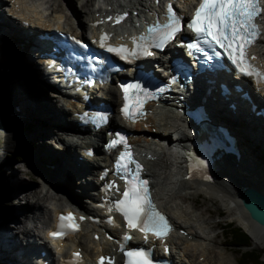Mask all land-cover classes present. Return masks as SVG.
Instances as JSON below:
<instances>
[{
    "label": "bare ground",
    "instance_id": "6f19581e",
    "mask_svg": "<svg viewBox=\"0 0 264 264\" xmlns=\"http://www.w3.org/2000/svg\"><path fill=\"white\" fill-rule=\"evenodd\" d=\"M52 1L55 2V7L49 4ZM176 1L182 8H185L193 0ZM11 2L12 3L7 4L5 1L0 0V40L2 36H7L10 39L11 44L16 45L18 51L25 53L26 62L34 68L33 70L38 72L40 75L39 78L41 77L43 80L40 79L42 85L47 88H52L53 92H51V97L56 101H59L57 99L58 89L44 79L42 69L38 66V63L32 56L31 51L35 43L34 35L38 33L36 28L42 31H53L55 29L71 31L76 23V25L84 31L88 29L87 26L82 27L84 16L87 18L88 22H93L97 20L96 14L101 12V8H107V6L114 7L116 2L115 0H80L79 7L82 14L76 7L79 12L78 15H76L75 10L71 9L72 5L65 1L67 8L66 12L70 11L69 13L56 9L60 6L61 0H34L33 4H30L28 0H12ZM103 2L109 3L103 5ZM122 3L125 5V0H122ZM42 6L50 11L49 16L44 17L42 15ZM73 6H75L74 2ZM125 6L131 7L132 11L137 10L135 4L130 0ZM4 7L7 8V13L4 12ZM9 16H12L14 19H11ZM146 18L147 15L142 14L139 20L130 22L129 28L131 30L135 29L137 25ZM22 23H27L33 29L25 28ZM262 25L264 32V16ZM125 28H128V26L126 25ZM2 39L4 42V38ZM1 47H4V45H1ZM3 51L4 50H2V53L4 55ZM255 53L264 65V33L261 41L255 49ZM172 77H180V75L176 72ZM2 81L4 82L3 78ZM14 82L16 81L14 80ZM246 86L250 90L248 83ZM18 90L19 88L17 85L11 87L10 99L12 104L16 106L13 108V111H11L17 116L19 115L17 112L18 110L20 115L22 114L23 117L29 119L33 117V113L31 114L28 109L31 106L32 112H35L34 117L36 118L33 124L34 129H32L33 137L37 139L40 137L38 131L49 127H59L68 133L78 131L76 123L70 114V110H72L74 106L73 103L63 101V106L60 109L57 107L54 109L49 102L43 101L39 103L30 100L31 98L28 97V95L25 97L22 91ZM1 92L2 87H0V104L3 103ZM24 93H26L25 90ZM117 98L118 96L115 88L113 86L108 87L106 91V103L110 108H114ZM252 98L255 104L260 105V108H264V98H261L256 93L252 94ZM221 108L226 115L231 116L230 110L224 103H222ZM11 111L6 109L2 113ZM152 111L154 112V109H152ZM157 112L161 114V117H149L144 123L149 125V127L142 128L141 125H135L131 127L129 126L128 130L134 133L130 140L135 147L146 149L144 159L148 169V177L155 181L153 184L154 196L161 209L169 215L176 225V232L168 240V244L171 247L172 262L174 264H227L229 262V259L225 257V252L215 251L217 254H214L212 251L213 248L205 245V243H212L214 245L217 243V236L211 235V232H213L219 224L212 222L210 217L205 218L202 214L198 213V207L195 205V196L198 195H203L205 198L208 197L210 201L214 202V204L219 203V207H223L225 212L231 213L233 216L235 215L236 217H234V219L251 235L255 245L264 242V228L260 227L256 222L249 218L247 212L242 208L240 203V194L245 189L257 190L264 196V165L260 164L261 161L260 159H257V156H253L256 155V152L259 154L256 150L257 146L264 149V125L262 124L264 118L250 117L246 114L245 125L243 127L238 129L230 126L231 131L238 139L241 150L240 160L237 162L234 157H230L229 161L222 162L220 164L221 176L218 177L217 183L214 185H204L196 181L190 182L183 179L185 172H182V163L179 160L177 152L172 150L170 146L171 135L173 133L179 134L175 139V144L184 145V142L189 140L186 132L187 123L174 112L172 104H163L161 110H157ZM220 112L222 116V110ZM216 114L217 117H219V113L217 112ZM210 118L214 121L212 110H210ZM10 120L11 121L4 122L3 124L4 131H6L7 136L10 138L9 143L5 144V150L20 151L23 149L22 147L27 138L20 133L17 126L18 121L13 118H10ZM230 122L235 126L237 125L236 121ZM171 126L173 127L172 132L169 131ZM152 129H155V134L149 133ZM43 134L44 132H42V136ZM68 137L74 139L73 136ZM89 137L88 134L82 133L79 134V137H75L80 141V145L78 144L79 147H77L79 148V151H76L75 146L77 145L75 143L68 144V147L67 145H62V149H64L63 152L57 151L54 148H47L46 146L43 148V145L39 147L38 159L41 162H47V165H58L57 170H54V167L51 168L52 174L49 173V168H46L44 170L45 176L50 177L53 182L58 181V183H62V181L64 182L66 179L67 186L70 184L77 185L78 182L75 178L78 175L87 178L90 177L88 182L83 185L86 191L77 195L73 193L70 186L69 189H67L68 187L65 185L66 188L61 193L62 196L49 193L43 195V188L45 186H41L40 184V189L38 187L37 189L29 190L26 194L23 193L22 199H26V203H28L26 205L27 208L23 210L20 208L14 210L5 218L0 216V264H17L19 261L25 260V256L20 258L17 254L18 250L15 247L17 244L16 235L14 230L10 227V220L15 218V214L19 210L25 214L32 213L34 210L38 215H35L36 226L38 227L40 225L46 226L51 221H54V216L57 213L62 212L66 208V204L86 212L88 209H91V206L87 205L88 200L93 204L92 207L97 203L93 194L89 193V190L90 187L94 185V182H96L99 173V159L104 156L99 151L96 159L91 160L85 157V150L94 146L97 147L96 144H93L90 141ZM96 138L98 139L99 136ZM159 141H165L166 144H161L162 146H160ZM167 142L170 143V145H167ZM60 143H63V141ZM158 146H160L159 149L160 151L162 150V153L155 156ZM150 147L154 149H151ZM149 151L152 152L151 155L147 154ZM153 154L155 155L153 156ZM78 158H81L84 161L78 162ZM26 159L29 158L26 156ZM170 159H173L174 161L173 163L171 161L168 165L167 161ZM173 165L176 166L175 171L172 169ZM68 166L71 169V174L65 170ZM64 171L66 172L65 176ZM158 173L160 174V177L155 180ZM45 176H43V178H45ZM71 176L72 179L67 178ZM56 177H58L57 179H60V181H54ZM87 178L85 179L86 181ZM65 196L67 199H65ZM82 196H84L86 200H83ZM188 199L191 201L189 206L185 205V201ZM207 211L209 212V210ZM221 213L222 211H218L217 214L219 215L216 216L220 217ZM87 228H91V230L80 233L69 239V241L64 243V248H62V250L65 251L66 249H72L73 251L77 248H81L84 260L92 262L94 260L93 257L99 253L100 248H102L107 254L111 252V249L110 247H107L108 244H101V242H95L92 240L93 234L97 233L95 226L84 223L83 230H86ZM181 229L187 231L186 237L179 235ZM207 229L209 231H207ZM38 231L39 230L36 229L37 233ZM40 232V236L44 237L46 235L41 230ZM188 237H192V239L189 240ZM48 249V246H45L44 251L47 253L48 259L51 260V264H58L54 255ZM62 250H60V252H62ZM30 252L35 253V248L30 247ZM67 255L68 257L70 256V251ZM198 259H202V262H199Z\"/></svg>",
    "mask_w": 264,
    "mask_h": 264
},
{
    "label": "snow or ice",
    "instance_id": "6c2138e0",
    "mask_svg": "<svg viewBox=\"0 0 264 264\" xmlns=\"http://www.w3.org/2000/svg\"><path fill=\"white\" fill-rule=\"evenodd\" d=\"M262 12H264V9L261 8L260 0H201L187 27L195 32L198 38L203 39L205 43H215L223 48L227 52L228 58L241 73L247 76H255L259 82L264 80V72L258 71L248 62L247 49L260 34L254 21ZM168 13L167 23L160 25L158 22L148 29L150 34H155L152 37L155 41L152 46L156 48L162 49L181 31L180 18L173 12L171 5L168 6ZM122 18L118 17L117 23ZM106 38V36L101 37L102 44ZM146 39L141 37V41ZM187 47L189 50L203 51L199 43H190ZM136 48L139 49V53L142 55H152L148 50V46L144 43H137ZM108 50L127 53L130 56L137 55V51L129 52L124 46L120 48L109 47ZM122 89L126 101L122 109L124 116L128 119H134L137 112L142 115L141 109L146 102V98H150V94L145 92L140 84L122 85ZM139 93H144L145 99H141ZM130 99L132 100L131 104L128 103ZM97 119L104 122L107 118L100 116ZM119 143H126V141L123 136L118 134V139L111 141L108 146L114 147ZM122 161L123 163H121ZM130 163H135L131 158L130 152L122 153L117 161V170L128 172V164ZM200 163L203 162L201 161ZM140 167L137 163L136 175L128 180V187L123 192V199L117 201L114 207L116 211L124 216L129 229H139L145 234V238H147L149 232L154 233L158 238L164 237L169 231L167 220L156 210L155 205L152 203L148 192V182L139 178L138 170ZM109 210L111 211V209ZM60 220L61 223L58 226V230L49 233L51 238H63L66 234L65 229L78 230L79 226L71 213L67 216H62ZM123 239L130 240L131 236L125 235ZM121 250H124L123 245ZM73 255L79 256L78 253ZM125 256L128 258L126 264H153L149 253L143 250L126 251ZM105 259V257H101V264H103ZM109 264H112L111 260H109Z\"/></svg>",
    "mask_w": 264,
    "mask_h": 264
},
{
    "label": "rangeland",
    "instance_id": "374dc122",
    "mask_svg": "<svg viewBox=\"0 0 264 264\" xmlns=\"http://www.w3.org/2000/svg\"><path fill=\"white\" fill-rule=\"evenodd\" d=\"M64 1L70 3L72 5L71 9L75 10L76 15H78V13L81 11L80 7H79V1L80 0H61L60 6H58L56 9H60L61 11L65 12V13H69L70 11L66 12L67 8H66V4ZM73 2H74L75 6H73ZM49 4L53 5V7L56 6L55 2H53V1ZM76 7H77V9H79V12L77 11ZM81 14H82V11H81ZM83 21H84V19H83ZM68 24L71 25L70 23H68ZM83 25H84V23L82 24V27H83ZM73 29H74V27H73ZM2 38H4V43L10 40L7 36H2ZM2 44H3V40H2V42L0 40V70L5 69L4 63L5 64L7 63L9 66L12 63H14V61L11 60L10 57L8 56L7 51L6 52L3 51L4 55L2 53V50H4V48L9 49L10 46H13V48L17 50V53H18L17 58L19 56L23 55L22 61H23L24 66L31 69L32 72L35 71V70L33 71L34 68L28 62H26V60H25L26 55H24L25 53L18 51L15 44L12 45L11 41H9V42L4 44V47H1ZM16 62H15V66L12 67L13 72L20 71L24 74L25 70L19 69L20 61H18L17 63ZM35 73L37 74L38 79L41 82V83L39 81L37 82L39 84L38 87L41 90V91H39V93H38L37 87H35V89H34L32 82H30L29 80H24V76H22V81L25 82L24 84L20 80H16V78H14V80L16 81V82H14L13 78L10 77V81H9L10 83H9V87H8V90H10L9 92H11V87L13 85H17L19 88L18 91H22V93L24 94L25 97L28 95V97L31 98L30 100H33V101H36L39 103L43 102V101H47L50 103V105L54 109H55V107L60 109L63 106V104L60 101H56L54 98L51 97V95H52L51 92H53V89L47 88L44 85H42V81H43L42 78L41 77L39 78L40 75L38 74V72L35 71ZM10 74H13V73L10 72ZM15 75L16 74H14V76ZM29 85L32 86L33 90L31 88L29 89ZM24 90L26 93H24ZM10 105H12V107H14L13 104H11L9 102V106ZM28 109H29V112L31 114L33 113V117L29 118V119H27L26 117H23L22 114L20 115L19 111L17 110L18 114L21 116L20 117L19 115H17V119L20 118V120H19L20 122L19 123L17 122V126H18L20 133H22L25 136V138H27V140L22 147L23 149H21L20 151L9 150L7 152V154H9L8 156H11L12 158H14L15 161L12 165H8V166H5L2 168V172H4L7 176L6 186L8 185L6 191H4V190L0 191V216H2L4 218L9 216L11 214V212L14 210H18L19 208L21 210L26 209L27 208L26 205L28 203H26L27 202L26 199H22L23 193L26 194L29 192V190L31 191L32 189H37L38 187L40 189V187H41L40 184L45 186L43 189L46 193L43 191V195L47 194L48 192L55 194V192L64 191V189L66 188L65 187V185L67 186L66 179L64 180L65 183L62 181V183L59 182L58 185H54L53 187L44 183V182H46V183H52L53 182L50 177L45 176L44 170L46 168H49V173L52 174L51 168L54 167V170H57L58 165L57 164L56 165H50V164L47 165L48 164L47 162H41L38 159V152H39L40 146L43 145L42 146L43 148L45 146L47 148H50V149L54 148L57 151H59V149H61V152H63L64 149H62V145H65V146L67 145V147H68V144L75 143L77 146H75V145L74 146L76 147V150H78V148H77L78 143L76 142V140L70 139L66 135L67 133L65 131H63L62 129H60L59 127H55V128L49 127L47 129H40L38 131V134L40 137H38L37 139L35 137H33L32 136V129H34L33 124H34L35 119H36L34 117L35 112H32L31 106ZM263 125H264V123H263ZM36 127H39V126H36ZM39 128H42V127H39ZM153 130H155V129H152V131L150 132L151 134H153ZM42 132H44L43 136H42ZM4 134H5V138H6L5 144H8L10 141V138L7 136L5 131H4ZM178 136H179V134H177V133L172 134L171 135V145L168 142H167V145H170L171 148L176 146L175 145V142H176L175 139ZM61 141H63V143H60ZM165 144H166V142H164V144H162V145H165ZM159 145L162 146L161 144H159ZM241 145H242V140H241ZM160 146L157 147L158 150L155 153L156 155L153 154V156L154 155L158 156L159 154L162 153V150L160 151V149H159ZM31 147H33V148H31ZM26 148H30L31 150L33 149L32 150V152H33L32 157L27 156V158H29V159L25 158L27 161H30V163L25 161L24 156H23V154H24L23 152L26 151ZM151 149H154V148H151ZM141 150L143 152H146V149H141ZM71 151H72V149H71ZM257 151L259 154H257V152H256V155H253V156H257V159H260V161H261L260 164L264 165V160H263L264 159V155H263L264 149L261 151V148L259 146H257ZM147 154L151 155L152 152L149 151ZM32 161H33L34 166L32 165ZM171 161L173 163L174 160L173 159L168 160L167 164L169 165ZM0 167H1V165H0ZM68 168H69V166L65 170L69 171L70 168L69 169ZM172 169L175 171L176 166L173 165ZM27 172H29V173H27ZM58 172L60 174L59 169H58ZM70 174H71V169H70ZM65 175H66V172L64 171V176ZM43 176H45V178H43ZM41 177L44 179V182H43ZM159 177H160V174L158 173L157 176L155 177V180H157ZM176 177H177V175H176ZM57 178L58 177H56L54 179V181L55 180L60 181V179H57ZM67 178L72 179V176L67 177ZM86 178L87 177L78 175L75 178V179H77V182H78L77 185L76 184H72V185L70 184L69 185L74 194L80 195L81 192L86 191L84 189L83 185H85V183L88 182L90 177L87 178V181L85 180ZM19 182H25V185H23V184L20 185ZM153 182H155V181L153 180ZM18 185H20V188ZM69 186H67L68 187L67 189H69ZM90 191L91 190H89V192ZM65 199H67V198L65 197ZM82 199L86 200L84 196H82ZM88 203H89V200H88ZM190 203H191V201H189V199L185 201V205L189 206ZM195 203H196L195 205H197V207H198L197 208V210L199 211L198 213L202 214L205 218L210 217L212 222L219 224L218 226H216L217 229L215 228L213 230V232H211V235L217 236V238H216L217 243H215V245L213 244V246H211V248H213L212 249L213 253L217 254V252H215V251L219 252V250L221 249V252L222 251L225 252V257H227L229 259V262L227 264H237L235 259H238V257L235 254V251H233L232 249H229L225 246L224 238L221 234V231L219 230L220 226H223V225L228 224V223H232L235 228H239L242 231H244L245 233H247L244 230V228L234 219V217H236V216L235 215L233 216L231 213L225 212V209L223 207H219L220 206L219 203L214 204V202L210 201L208 197L205 198V196H203V195L195 196ZM21 210H19L17 213L18 214L24 213V212H21ZM207 210H209V212H211V213H209ZM218 211H222L220 217L216 216V215H219V214H217ZM181 230H183V229H181ZM207 231H209V230L207 229ZM247 234L250 237V241H251L253 248L259 250L262 253L261 261L264 262V242H262L259 245H255L253 243L251 235L249 233H247ZM218 235H219V237H218ZM15 247L17 248V246H15ZM198 260H199V262L202 261L201 259H198Z\"/></svg>",
    "mask_w": 264,
    "mask_h": 264
},
{
    "label": "trees",
    "instance_id": "16d2710c",
    "mask_svg": "<svg viewBox=\"0 0 264 264\" xmlns=\"http://www.w3.org/2000/svg\"><path fill=\"white\" fill-rule=\"evenodd\" d=\"M9 41H7V42H9ZM7 42H5V43H7ZM6 51L8 52V56L10 57V59L14 61V63H12L10 66L7 63L6 64L4 63L5 67L9 69V77H11L13 79L16 78V80H20L24 84L25 82L22 81V76H24V80H29L30 82H32L34 89H35V87H37L38 93H39V91H41L40 88L38 87L39 84L37 83L39 79H38V76L35 73V71L32 72L29 68H27L26 66L23 65V61H22L23 56H19L17 58L18 53L12 46H10L9 49L4 48V52H6ZM16 59L18 61H20L19 69L25 70L24 74L20 71L13 72L12 67L15 66V62L17 61ZM10 72H12L13 74H10ZM14 74H16V75L14 76ZM30 88L32 89L31 85H29V89ZM31 148H33V147H31ZM14 161H15V159L12 158L11 156L5 157L4 165L0 168V191H2V190L6 191L7 186H8V185L6 186L7 176L4 172H2V168L5 166H8V165H12L14 163ZM66 172H68L70 174V169H69V171L66 170ZM19 184L25 185V182H19ZM20 185H18L19 188H20ZM222 227L224 229V231H223L224 236L223 237L225 239V242L227 243V245L229 246L230 249L235 251V253L238 257L237 264H264V262L261 261L262 253L259 250L250 248L251 241H250V237L248 236L247 233H245L244 231H242L239 228H235L232 223L225 224Z\"/></svg>",
    "mask_w": 264,
    "mask_h": 264
},
{
    "label": "water",
    "instance_id": "95a60500",
    "mask_svg": "<svg viewBox=\"0 0 264 264\" xmlns=\"http://www.w3.org/2000/svg\"><path fill=\"white\" fill-rule=\"evenodd\" d=\"M2 78L5 82L7 81L8 76L6 75V72H3V74L0 73L1 81ZM240 203L242 208L247 212L249 218L256 222L260 227L264 228V196L257 190L245 189L240 194Z\"/></svg>",
    "mask_w": 264,
    "mask_h": 264
}]
</instances>
